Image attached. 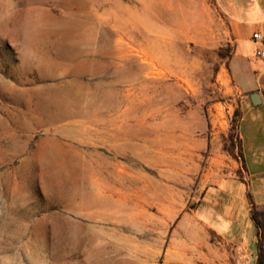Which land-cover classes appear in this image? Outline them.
Here are the masks:
<instances>
[{"label": "rangeland", "instance_id": "obj_1", "mask_svg": "<svg viewBox=\"0 0 264 264\" xmlns=\"http://www.w3.org/2000/svg\"><path fill=\"white\" fill-rule=\"evenodd\" d=\"M235 39L215 0H0V264H246L205 226L232 201L252 240L264 201L232 148L264 62Z\"/></svg>", "mask_w": 264, "mask_h": 264}, {"label": "crops", "instance_id": "obj_2", "mask_svg": "<svg viewBox=\"0 0 264 264\" xmlns=\"http://www.w3.org/2000/svg\"><path fill=\"white\" fill-rule=\"evenodd\" d=\"M244 1L247 3V6L245 7L242 4ZM215 2L218 8L228 18L232 26V31L236 38V49L238 48L240 43L250 40L254 32L260 31L264 33V0H215ZM238 11H244L245 15L243 13H241V15L243 14L242 16L238 15ZM235 56L242 57L243 55L238 52L235 54ZM236 83L240 88V93H242L240 100L238 134L241 138L242 147L244 149L247 160L250 159L251 162L256 163L259 162V159L264 158V142L261 140L259 134L261 130H263L264 124L261 125L262 127H259L257 124H255L258 120L264 121V100L261 94H259L262 102L256 105L252 103L250 95L257 87V79L254 83L246 81L238 82L237 80ZM247 116H250L248 123ZM243 123H246L245 129H243ZM244 175L247 178H250V176L262 177L264 176V172L260 171L251 174H247L246 172ZM262 179L264 180L263 177ZM235 181H242V179L239 176L226 177L218 180L213 185L206 187L203 190L202 195L198 201L197 208L202 204L218 205V198H221L218 194L229 193L230 187L232 186L231 182ZM254 199L258 203L257 205L264 206V201L258 200L257 197H255ZM240 203L242 208L243 206L246 208L249 219L248 198L247 202H245V205H243V200L240 201ZM233 206L234 205L232 201L229 203H224L223 211L220 214V219H222L223 224L218 223L216 227L208 224L205 226L215 232L225 241L236 244L240 253V257L246 260V264L251 261L252 258H254L255 264V251L254 249H252V246H254L256 241L255 236L252 240H249L244 234L245 230L249 226V223L245 222L243 226L244 228L239 237L231 234V231L229 230L233 223Z\"/></svg>", "mask_w": 264, "mask_h": 264}, {"label": "trees", "instance_id": "obj_3", "mask_svg": "<svg viewBox=\"0 0 264 264\" xmlns=\"http://www.w3.org/2000/svg\"><path fill=\"white\" fill-rule=\"evenodd\" d=\"M232 141V148L236 151L234 158L240 165V174L243 175L247 172V169L241 138L238 134V124L235 137ZM242 175H240V178L242 181L246 182ZM247 198L249 202V219L255 228V264H264V206L257 205L252 200V196L249 191H247Z\"/></svg>", "mask_w": 264, "mask_h": 264}, {"label": "built area", "instance_id": "obj_4", "mask_svg": "<svg viewBox=\"0 0 264 264\" xmlns=\"http://www.w3.org/2000/svg\"><path fill=\"white\" fill-rule=\"evenodd\" d=\"M251 39L255 45L253 57L264 62V33L260 31L254 32L251 36ZM260 77L264 78V68L260 71Z\"/></svg>", "mask_w": 264, "mask_h": 264}, {"label": "water", "instance_id": "obj_5", "mask_svg": "<svg viewBox=\"0 0 264 264\" xmlns=\"http://www.w3.org/2000/svg\"><path fill=\"white\" fill-rule=\"evenodd\" d=\"M253 104H260L262 102L259 93L253 92L250 95Z\"/></svg>", "mask_w": 264, "mask_h": 264}, {"label": "bare ground", "instance_id": "obj_6", "mask_svg": "<svg viewBox=\"0 0 264 264\" xmlns=\"http://www.w3.org/2000/svg\"><path fill=\"white\" fill-rule=\"evenodd\" d=\"M185 230V229H184Z\"/></svg>", "mask_w": 264, "mask_h": 264}]
</instances>
